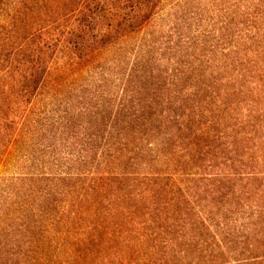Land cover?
<instances>
[{"label": "trees", "instance_id": "1", "mask_svg": "<svg viewBox=\"0 0 264 264\" xmlns=\"http://www.w3.org/2000/svg\"><path fill=\"white\" fill-rule=\"evenodd\" d=\"M0 264H264V0H0Z\"/></svg>", "mask_w": 264, "mask_h": 264}, {"label": "rangeland", "instance_id": "2", "mask_svg": "<svg viewBox=\"0 0 264 264\" xmlns=\"http://www.w3.org/2000/svg\"><path fill=\"white\" fill-rule=\"evenodd\" d=\"M12 175H13V171L9 170L5 166H0V178L12 176Z\"/></svg>", "mask_w": 264, "mask_h": 264}]
</instances>
